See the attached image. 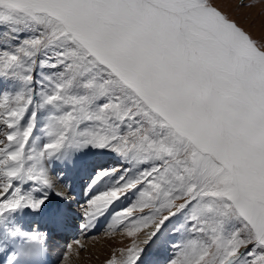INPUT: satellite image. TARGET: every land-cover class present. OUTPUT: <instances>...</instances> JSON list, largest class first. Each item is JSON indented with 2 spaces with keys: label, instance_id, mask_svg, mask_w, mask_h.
<instances>
[{
  "label": "snow or ice",
  "instance_id": "6c2138e0",
  "mask_svg": "<svg viewBox=\"0 0 264 264\" xmlns=\"http://www.w3.org/2000/svg\"><path fill=\"white\" fill-rule=\"evenodd\" d=\"M81 173L108 264H264V35L217 0H0V264H44L21 221L61 226Z\"/></svg>",
  "mask_w": 264,
  "mask_h": 264
},
{
  "label": "rangeland",
  "instance_id": "374dc122",
  "mask_svg": "<svg viewBox=\"0 0 264 264\" xmlns=\"http://www.w3.org/2000/svg\"><path fill=\"white\" fill-rule=\"evenodd\" d=\"M241 3L245 5L255 4L256 6L254 8H250V7L240 8L239 5ZM217 4L222 11L226 12L231 18L235 19L242 27L250 31L255 38L259 39L262 35H264V5H261L259 3V0H217ZM105 153L106 152H101V153L94 152L92 156L98 155V158H100V156H102ZM111 155L113 156L114 160L105 167H119L120 166L119 159L115 155L113 154ZM86 188L87 187H85V189ZM68 196L70 197V195ZM67 207L69 206L67 205ZM64 208H66V206H64ZM81 212H83V207H81ZM136 214L139 215V213ZM93 236L98 237L97 240L99 239V243L101 242V244L108 245V242L112 244V246H110L109 249H107L108 248L107 246L106 250L99 253L100 256L98 257V259H95L93 261V264H108V261L114 255L117 257L118 260H120L121 258L119 256V250L121 248H126L130 244V240L126 236H123L120 233H112L111 231L106 232L104 230L103 232H100ZM91 237H87V238H91ZM84 251L85 248L82 247L80 252L84 253ZM171 254H172L171 251L167 250L166 247L164 246L154 247L146 253L144 257V264H147L155 255L159 256L161 262H162V258L166 262L167 257L170 256ZM165 262L163 264H165ZM91 263L89 262V264Z\"/></svg>",
  "mask_w": 264,
  "mask_h": 264
},
{
  "label": "bare ground",
  "instance_id": "6f19581e",
  "mask_svg": "<svg viewBox=\"0 0 264 264\" xmlns=\"http://www.w3.org/2000/svg\"><path fill=\"white\" fill-rule=\"evenodd\" d=\"M87 174H79L78 176L76 175L73 180L69 181L70 184H72V187L76 184V181H81L82 179H84L86 177ZM75 180V181H74ZM74 181V183H72ZM57 191H61L65 194V196L67 197V199L65 201H61L59 197L53 195L52 197H50L52 204L53 205H59L60 207L64 208V206L67 207L68 204H72L74 203V199H72L73 196H68L70 194L73 195V190L72 192L69 191L68 188H65L63 186L60 185L59 181H57ZM76 190V187H75ZM85 191V189H84ZM86 192V191H85ZM88 194V193H87ZM114 208H118L117 204L113 206ZM65 209V208H64ZM71 214L73 217L76 216V219L79 217L83 218V214L81 211L76 210L75 213L70 212H66L65 215ZM27 221H31L32 217H25L24 218ZM27 221H25V224L27 223ZM112 218L110 216H102L100 217V219L98 221L95 222V226L90 229L87 230L83 233H85V235L88 233H93L96 231V228H100V227H104L106 232H109V224L111 223ZM42 224V223H41ZM108 234V233H107ZM98 237H94L92 236L91 238H80L78 240H75L73 242H71L70 245H67L66 247L61 248L59 245H55L50 239V252H51V256L52 258L58 262V264H89V262L91 264H93V261L95 259H98V257L100 256L99 253L103 252L104 250H106L107 246L109 249L110 246H112V244H110L108 242L107 244H101V242L99 243V239L97 240ZM144 235L141 234L138 238V242H142L144 239ZM77 241H79V245L76 243ZM112 243V242H111ZM80 245H82L85 248L84 253L80 252L81 248ZM69 249H71V251H69ZM88 262V263H87ZM96 262V261H95ZM161 259L158 257H155L149 264H160Z\"/></svg>",
  "mask_w": 264,
  "mask_h": 264
}]
</instances>
